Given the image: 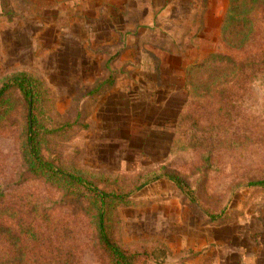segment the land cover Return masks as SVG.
Returning a JSON list of instances; mask_svg holds the SVG:
<instances>
[{
    "label": "rangeland",
    "instance_id": "rangeland-1",
    "mask_svg": "<svg viewBox=\"0 0 264 264\" xmlns=\"http://www.w3.org/2000/svg\"><path fill=\"white\" fill-rule=\"evenodd\" d=\"M229 1L0 0V89L21 71L42 81L45 128L65 127L48 131L43 148L65 170L130 195L113 236L136 264L202 263L206 241L264 253V187L250 183L264 179V67L240 72L219 60L243 79L224 85L223 108L219 86L194 95L186 82L187 68L215 51L241 59L222 40ZM8 104L1 189L27 206L36 200L55 226L45 231L51 242L34 240L37 260L22 263L111 264L85 198L30 175L27 103L14 91ZM15 259L0 236V261Z\"/></svg>",
    "mask_w": 264,
    "mask_h": 264
},
{
    "label": "trees",
    "instance_id": "trees-1",
    "mask_svg": "<svg viewBox=\"0 0 264 264\" xmlns=\"http://www.w3.org/2000/svg\"><path fill=\"white\" fill-rule=\"evenodd\" d=\"M221 30L223 43L234 53L242 55L241 59L237 60L236 56L215 51L189 66L186 71V82L194 95L205 87L206 91L210 92L211 87L217 89L219 86L217 92L220 101L229 99V96H225V84H235L239 80L242 83L243 79L238 78L236 74L234 77H228V70L219 60L230 59L234 64L232 65L234 70L240 72L244 67H264V0H230ZM257 56L261 57L259 64L254 61ZM9 79L12 82L6 83L0 89V127L10 113L11 107L8 104L10 95L14 91L19 92L27 103L26 126L22 133L21 148L30 175L44 180L56 189L64 190L68 197L77 195L78 198H85L89 206L84 207V211L91 214L96 225L97 240L109 256L110 263L136 264V254L129 253L120 246L113 236V230L118 222L117 208L126 204L130 195L124 194L119 184L109 181L110 186H104L107 183L105 180L99 181L85 173L71 172L57 164L45 150L46 145L43 148L42 141L47 139L50 133L48 131L53 133L55 130V136H60L65 127L46 130V124L41 118V98L46 93L42 81L35 75L23 71L13 74ZM194 101L196 102L195 99ZM224 104L225 101L218 103L221 108ZM190 114L193 115V111H190ZM179 117L182 121V126L181 123L179 126L185 134L183 119ZM169 179L182 190L186 189L187 184L177 175L171 174ZM250 183L264 187V179ZM188 191L190 197H194V192ZM193 201L196 202L195 199ZM54 227L51 213L43 205L40 206L36 200L28 206L17 202L12 197L8 198L0 186V236L11 241L16 254V259L12 262L0 261V264H23V258L36 261L38 250L35 249L34 240L51 242L45 231L48 233V230Z\"/></svg>",
    "mask_w": 264,
    "mask_h": 264
},
{
    "label": "crops",
    "instance_id": "crops-1",
    "mask_svg": "<svg viewBox=\"0 0 264 264\" xmlns=\"http://www.w3.org/2000/svg\"><path fill=\"white\" fill-rule=\"evenodd\" d=\"M201 247L202 263L196 264H247L254 261L264 264V253H258L257 249L253 250L245 246L235 247L233 244H227L226 248L221 249L216 247L213 241H206Z\"/></svg>",
    "mask_w": 264,
    "mask_h": 264
}]
</instances>
